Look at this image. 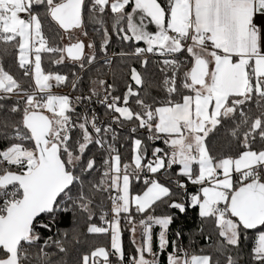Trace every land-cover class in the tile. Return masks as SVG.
Masks as SVG:
<instances>
[{"label": "snow or ice", "instance_id": "obj_1", "mask_svg": "<svg viewBox=\"0 0 264 264\" xmlns=\"http://www.w3.org/2000/svg\"><path fill=\"white\" fill-rule=\"evenodd\" d=\"M88 25L106 57L113 34L133 45L120 56L142 70L129 66L122 95L101 78L87 94L53 92L81 78L45 70V54L86 70L96 44L75 34ZM0 45V264H244L249 232V264H264V0H0ZM12 50L20 78L3 63ZM125 127L129 161L116 147ZM148 141L166 147L149 156ZM160 205L196 210L213 251L189 253L183 230L169 241L175 217ZM122 220L142 237L127 257ZM89 234L109 246L81 252Z\"/></svg>", "mask_w": 264, "mask_h": 264}, {"label": "trees", "instance_id": "obj_2", "mask_svg": "<svg viewBox=\"0 0 264 264\" xmlns=\"http://www.w3.org/2000/svg\"><path fill=\"white\" fill-rule=\"evenodd\" d=\"M109 25L111 24V21L109 20ZM45 28L46 33L48 31V24L45 22ZM88 32L87 37H82L83 39H87V41H94L96 44V55L97 60L94 61L92 65H87L86 70L81 71L78 66L73 65L71 62H65L61 65H54L49 62L47 59V54H45V59L43 61V67L47 71H53V72H59L60 74H67L69 75V79H72V72H76L78 76L81 78L79 84H78V90L74 91L79 94L88 93L89 87L91 86V81L97 78L105 79L108 81V83H113L115 85V90L113 92L114 95H122L126 91V83H130L131 81L128 78V68L129 66H135L138 70H142L140 68V64L138 62H135L133 58L129 57H121V52H127L130 51L133 47L131 43H122L115 34L112 36V40L110 42V45L108 47L107 51V57L103 52L100 51V44L101 39L98 34H96L93 31V26L88 25L86 28ZM60 44H66V42L58 41ZM86 43V42H85ZM140 46H143L142 44ZM2 47V45H0ZM186 55V54H185ZM110 58L112 60V64H106L105 59ZM181 59L184 57L181 56ZM160 57L158 56H151L150 55V63H149V72L148 75L153 79H159L161 77V73L158 71L157 64L155 63L157 60H159ZM3 63L5 65V68L7 70H10L17 78H20L22 76V71L18 68V66L15 63V50H12V55L5 56L3 59ZM70 86V85H69ZM153 95H156L158 98H162L164 93L160 89H153L152 90ZM134 106V105H133ZM135 107V106H134ZM78 112H81V108H77ZM96 112L101 120H108V116L105 114V109L103 106H97ZM119 131V140L116 143V145L119 148V151L122 155V157L125 159V161H129L131 158V141L128 139V130L127 127L123 130ZM140 138H146V130L141 129L138 133ZM149 144V156L151 155V147L159 146L162 148H165L166 146L161 141H155L153 143L152 141H148ZM95 150V149H93ZM175 171V169H173ZM162 182H166L165 180H162ZM143 183L141 182H133L132 186V192L138 193L143 189ZM194 186L189 185V191H193ZM156 215H162V214H170L175 217L174 223L170 226V229L168 231V239L169 241L175 240V232L178 230H183V238L180 241L182 246L189 251V253H196L199 254L201 249H205V251H213L212 248L207 247L209 244H214L216 240V236L214 234V229L211 225L205 226V231L208 233H213V237L211 241H206L204 237L201 235L199 231L200 227V219L197 215L196 210L189 209L186 214H180L178 210L169 209L166 205H160L156 208L155 213ZM135 219L138 221L141 219L139 215L135 216ZM96 223L100 224L101 221L99 220V217L95 218ZM81 225H83V222L81 221ZM123 231V245L126 252V257L131 256L134 254L135 247L142 243V237L140 232L136 236L135 234V244L133 243V235L128 230L129 225L126 223V221L121 222ZM70 226V225H66ZM160 232V228L154 227L153 229V248L156 249L157 241H158V234ZM250 239L242 241V251L240 253L241 259L243 260L244 264H249V253L252 247V242L254 240V233L249 232ZM98 245V246H109V239L105 236H88V241L85 243L82 248L81 252L86 253L91 245ZM168 251H172V248L169 247ZM115 257H113L114 260ZM162 261L164 260V257H161ZM115 261V260H114Z\"/></svg>", "mask_w": 264, "mask_h": 264}, {"label": "built area", "instance_id": "obj_3", "mask_svg": "<svg viewBox=\"0 0 264 264\" xmlns=\"http://www.w3.org/2000/svg\"><path fill=\"white\" fill-rule=\"evenodd\" d=\"M56 90L57 91H59V92H63V93H65V94H68V95H70V96H76V95H79V93H77V92H74L72 89H71V86H60V87H56ZM85 94H87V93H85ZM97 106H100V104H98V103H93V104H91L90 105V107L91 108H94L95 110H96V107ZM81 108V110L83 111V108L82 107H80ZM116 147L118 148V146L116 145ZM119 149V148H118Z\"/></svg>", "mask_w": 264, "mask_h": 264}, {"label": "rangeland", "instance_id": "obj_4", "mask_svg": "<svg viewBox=\"0 0 264 264\" xmlns=\"http://www.w3.org/2000/svg\"><path fill=\"white\" fill-rule=\"evenodd\" d=\"M75 35H76V36H79L80 39L84 40V41L86 42V44L88 43L87 39H83V38H82L83 35H81L80 33H76ZM64 41H65L66 43H68V40L65 39ZM86 51H90V50H87V49H86ZM53 92L56 93V94H65V93H63V92H59V91H57L56 88H53ZM121 226H122V225H121ZM138 233H139V232H138ZM138 233L136 232V236L138 235ZM122 240H123V238H122Z\"/></svg>", "mask_w": 264, "mask_h": 264}, {"label": "crops", "instance_id": "obj_5", "mask_svg": "<svg viewBox=\"0 0 264 264\" xmlns=\"http://www.w3.org/2000/svg\"><path fill=\"white\" fill-rule=\"evenodd\" d=\"M138 232H140V229H139V228H137V233H138ZM112 259H113V258H112ZM114 260H115V258H114Z\"/></svg>", "mask_w": 264, "mask_h": 264}]
</instances>
